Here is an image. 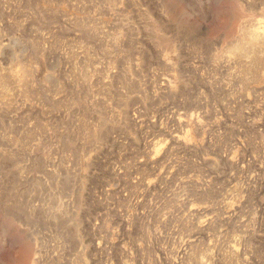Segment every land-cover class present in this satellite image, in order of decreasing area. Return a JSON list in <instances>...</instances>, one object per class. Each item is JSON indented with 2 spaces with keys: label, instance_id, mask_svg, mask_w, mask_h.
I'll list each match as a JSON object with an SVG mask.
<instances>
[{
  "label": "rangeland",
  "instance_id": "obj_1",
  "mask_svg": "<svg viewBox=\"0 0 264 264\" xmlns=\"http://www.w3.org/2000/svg\"><path fill=\"white\" fill-rule=\"evenodd\" d=\"M0 264H264V0H0Z\"/></svg>",
  "mask_w": 264,
  "mask_h": 264
}]
</instances>
